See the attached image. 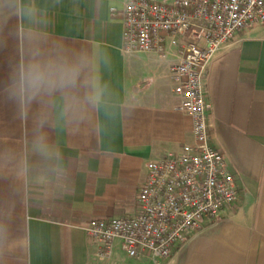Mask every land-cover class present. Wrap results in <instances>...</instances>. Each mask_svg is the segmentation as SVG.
I'll return each instance as SVG.
<instances>
[{
    "label": "crops",
    "instance_id": "0c3cea01",
    "mask_svg": "<svg viewBox=\"0 0 264 264\" xmlns=\"http://www.w3.org/2000/svg\"><path fill=\"white\" fill-rule=\"evenodd\" d=\"M125 1L36 0L51 43L98 54L117 106L75 129L46 126L59 160L47 165L29 154V178L0 171V264H154L129 258L120 241L101 260L85 230L94 219L134 216L147 163L193 144L192 120L173 92L174 59L123 51V22L112 9L120 12ZM4 39L0 83L18 55V40L7 31ZM205 89L212 144L226 158L239 199L162 264H264V25L219 53ZM36 111L21 117L0 95V152L26 153Z\"/></svg>",
    "mask_w": 264,
    "mask_h": 264
},
{
    "label": "built area",
    "instance_id": "2783aa9c",
    "mask_svg": "<svg viewBox=\"0 0 264 264\" xmlns=\"http://www.w3.org/2000/svg\"><path fill=\"white\" fill-rule=\"evenodd\" d=\"M112 12L123 22L124 53L174 59L173 92L179 111L192 120L193 144L147 163L134 216L94 219L85 230L101 260L120 241L129 258L162 264L191 233L238 202L235 177L212 144L205 81L219 53L264 25V0H126Z\"/></svg>",
    "mask_w": 264,
    "mask_h": 264
},
{
    "label": "clouds",
    "instance_id": "9594fccd",
    "mask_svg": "<svg viewBox=\"0 0 264 264\" xmlns=\"http://www.w3.org/2000/svg\"><path fill=\"white\" fill-rule=\"evenodd\" d=\"M13 18L15 28L10 29ZM6 31L18 40V55L9 62L0 95L16 106L21 117H27L33 106L37 111L26 153L0 152V171L24 180L32 172L29 154L47 165L59 160L55 146L48 143L46 126L75 129L92 114H111L117 101L101 76L95 51L68 49L48 40L46 15L36 0H0V47L6 44ZM56 170L62 171L58 163Z\"/></svg>",
    "mask_w": 264,
    "mask_h": 264
}]
</instances>
